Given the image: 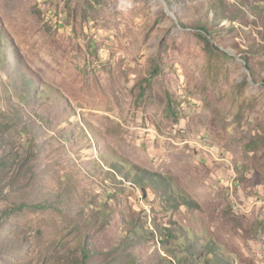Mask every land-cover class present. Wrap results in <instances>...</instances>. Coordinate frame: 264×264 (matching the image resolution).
<instances>
[{
  "label": "rangeland",
  "instance_id": "1",
  "mask_svg": "<svg viewBox=\"0 0 264 264\" xmlns=\"http://www.w3.org/2000/svg\"><path fill=\"white\" fill-rule=\"evenodd\" d=\"M206 241L264 264V0H0V264Z\"/></svg>",
  "mask_w": 264,
  "mask_h": 264
},
{
  "label": "trees",
  "instance_id": "2",
  "mask_svg": "<svg viewBox=\"0 0 264 264\" xmlns=\"http://www.w3.org/2000/svg\"><path fill=\"white\" fill-rule=\"evenodd\" d=\"M199 31L204 35L209 34L203 26H201ZM168 183L169 182L167 180H164L163 185H156L153 189H157L165 193L167 192L166 189L169 186ZM187 249L192 255V258H188L190 264H233L228 256L220 253L221 251L213 244V242L206 241L204 245L191 243Z\"/></svg>",
  "mask_w": 264,
  "mask_h": 264
}]
</instances>
